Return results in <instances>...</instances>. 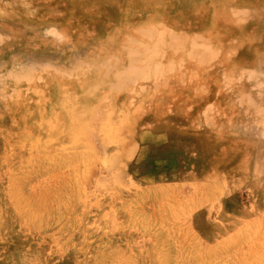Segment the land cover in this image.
I'll return each mask as SVG.
<instances>
[{
	"label": "rangeland",
	"instance_id": "374dc122",
	"mask_svg": "<svg viewBox=\"0 0 264 264\" xmlns=\"http://www.w3.org/2000/svg\"><path fill=\"white\" fill-rule=\"evenodd\" d=\"M0 264H264V0H0Z\"/></svg>",
	"mask_w": 264,
	"mask_h": 264
},
{
	"label": "bare ground",
	"instance_id": "6f19581e",
	"mask_svg": "<svg viewBox=\"0 0 264 264\" xmlns=\"http://www.w3.org/2000/svg\"><path fill=\"white\" fill-rule=\"evenodd\" d=\"M152 27H153V26H152ZM152 27H151V28H152ZM146 28H147V27H146ZM159 30H161V29H159ZM162 30H163V29H162ZM151 33H152V32H151ZM168 33H169V32H168ZM149 37H150V35H149ZM132 39H133V38H132ZM161 39H162V37H161ZM129 40H130V39H129ZM131 41H132V40H131ZM131 41H130V42H131ZM133 41L135 42V41H138V40L135 39V40H133ZM156 41H158V40H156ZM127 42H128V41H127ZM146 42H147V41H146ZM161 42H162V41H161ZM135 43H137V42H135ZM140 43H141V41H140ZM144 43H145V42H144ZM151 43H152V42H151ZM158 43H160V42L158 41ZM131 44H132V43H131ZM131 44H130V45H131ZM145 44H146V43H145ZM137 45H139V44H137ZM147 45H148V44H147ZM150 45H151V44H150ZM121 46H122V45H121ZM125 46H126V45H125ZM141 46H142V43H141ZM158 46H159V45H158ZM163 46H164V45H163ZM129 47H130V46H129ZM129 47H128V49H129ZM134 47H135V46H134ZM134 47H133V48H134ZM174 47H175V46H174ZM203 47H204V46H203ZM122 48H125V47L123 46ZM135 48H136V47H135ZM149 48H150V47H149ZM160 48H161V47H160ZM126 49H127V48H126ZM151 49H152V48H151ZM155 49H156V48H155ZM142 50H143V49H142ZM144 50H145V48H144ZM149 50H150V49H149ZM156 50L159 51V49H156ZM161 50H162V49H161ZM147 51H148V50H147ZM150 51H151V50H150ZM173 51H174V50H173ZM151 52H152V51H151ZM144 53H146V52L144 51ZM108 55H109V54H108ZM131 56H132V55H131ZM114 57H115V56H114ZM197 60H198V58H197ZM197 60H196V61H197ZM114 62H115V61H114ZM128 62H129V61H128ZM132 62H133V61H132ZM169 62H170V61H169ZM149 64H150V63H149ZM127 65H128V63H127ZM129 65H130V64H129ZM120 66H121V65H120ZM132 66H134V65H132ZM172 66H173V65H172ZM113 67H114V66H113ZM136 67H137V66H136ZM123 69H124V68H123ZM127 69H128V68H127ZM125 70H126V69H125ZM130 70H131V69H130ZM133 70H134V69H133ZM119 71H120V70H119ZM144 71H145V70H144ZM121 72H122V71H121ZM121 72H120V73H121ZM133 72H134V71H133ZM163 72H164V71H163ZM125 73H126V72H125ZM125 73H124V75H125ZM127 73H128V72H127ZM145 73H146V72H145ZM145 73H144V74H145ZM151 73H152V72H151ZM130 74H131V73H130ZM130 74H129V75H130ZM134 74H136V72H134ZM138 74H139V73H138ZM140 74H141V73H140ZM152 74H153V73H152ZM136 75H137V74H136ZM126 76H127V75H126ZM131 76H132V75H131ZM154 76H155V75H154ZM129 77H130V76H129ZM136 77H137V76H136ZM140 77H141V75H140ZM145 77H146V76H145ZM122 79H123V77H122ZM126 79H127V78H126ZM126 79H125V80H126ZM126 81H127V80H126ZM126 81H125V82H126ZM122 83H123V82H122ZM93 88H95V86H94ZM81 113H83V112H81ZM81 113H80V114H81ZM109 116H110V115H109ZM105 118H106V117H105ZM105 118H104V119H105ZM109 119H110V118H109ZM109 119H108V120H109ZM88 120H89V119H88ZM102 121H103V120H102ZM109 121H110V120H109ZM111 121H113V120H111ZM121 121H122V120H121ZM77 122H79V120H77ZM82 123H83V122H82ZM82 123H81V124H82ZM86 124H87V122H86ZM83 126H85V125H83ZM116 126H117V125H116ZM108 127H109V126H108ZM87 128H88V126L86 127V129H87ZM109 128H110V127H109ZM116 131H117V130H116ZM86 135H87V134H86ZM78 136H79V133L76 134V135L74 136L73 140H74V141L78 140ZM82 136H83V135H82ZM106 137H107V136H106ZM106 137H105V139H107V140L109 139V140H110V138H108V137L106 138ZM118 137H119V136H118ZM112 140H113V139H112ZM114 140H115V139H114ZM120 140H121V139H120ZM120 140H119V141H120ZM83 141H84V140L82 139V142H83ZM106 142H109V141H106ZM110 142H111V141H110ZM80 143H81V142H80ZM83 143L85 144V142H83ZM81 145H82V144H81ZM77 148L79 149V147H77ZM75 149H76V148H75ZM80 150L82 151V150H86V149H85L84 147H82V149H80ZM77 154H78V153H77ZM77 154H76V156H77ZM100 158H101V157H100ZM77 159H78V158H77ZM81 159H82V158H81ZM81 159H80V160H81ZM102 159H103V157H102ZM107 159H108V158H107ZM93 160H94V159H93ZM100 161H101V160H100ZM101 162H102V161H101ZM103 162H104V159H103ZM105 162H106V160H105ZM104 164H105V163H104ZM108 164H109V163H108ZM119 164H120V163H119ZM121 165H122V164H121Z\"/></svg>",
	"mask_w": 264,
	"mask_h": 264
}]
</instances>
